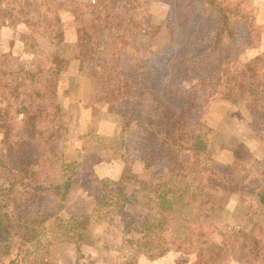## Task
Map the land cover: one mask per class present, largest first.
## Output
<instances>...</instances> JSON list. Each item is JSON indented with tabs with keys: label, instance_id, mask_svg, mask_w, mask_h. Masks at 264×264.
<instances>
[{
	"label": "trees",
	"instance_id": "obj_1",
	"mask_svg": "<svg viewBox=\"0 0 264 264\" xmlns=\"http://www.w3.org/2000/svg\"><path fill=\"white\" fill-rule=\"evenodd\" d=\"M154 1L171 6L169 21L179 32L175 55L163 74L155 66H142L147 56L141 46L148 29L138 17L142 0H108L110 11L96 19L87 46L98 61L100 97L118 105L145 99L155 103L147 120L139 125L136 143L148 165L154 164L163 175L156 210L145 223L142 238L133 242L139 253L150 259L181 250L188 243L202 246L204 226L215 209L206 198L210 180L226 191L254 192L255 211L264 214V186L256 190L210 176L216 175L210 157V130L190 112L198 99L210 101L219 94L257 101L263 97L264 56L241 59L238 37L249 42L257 30L245 0ZM58 34L60 47L64 37L62 32ZM43 55L49 62L40 63L37 70L18 69L31 80L26 93L20 92L26 76L19 74L11 80L7 78L11 70L0 74V128L4 135H11L0 142V260L12 253L15 235L30 240V264H47L42 253L46 245L84 240L83 228L75 222L78 215L65 225H53L61 219L73 178L58 170L55 157L38 153L42 128L27 121L41 119L53 128L60 116L49 83L67 60L58 48ZM17 106L21 107L19 113L11 118L9 111ZM20 113L24 114L22 120L18 119ZM129 199L124 185L103 178L90 218L104 219L108 213L123 212ZM198 257L194 264H218L228 257L241 264H264V237L258 233L243 239L228 237L208 252L201 247ZM130 264H137L136 259Z\"/></svg>",
	"mask_w": 264,
	"mask_h": 264
},
{
	"label": "rangeland",
	"instance_id": "obj_2",
	"mask_svg": "<svg viewBox=\"0 0 264 264\" xmlns=\"http://www.w3.org/2000/svg\"><path fill=\"white\" fill-rule=\"evenodd\" d=\"M142 4L138 17L148 28L141 46L147 56L142 66H155L163 74L175 55L179 37L169 21L172 8L154 0H142ZM245 4L257 26L255 37L249 42L238 37L243 50L241 59L249 60L264 56V0H245ZM109 11L108 0H0V74L11 70L7 77L11 80L19 74L26 76L25 71L19 72L20 67L37 70L40 63L49 62L43 53L49 54L56 48L67 60L61 73L50 77L49 89L60 110L56 125L52 128L41 119L27 121L42 128L37 140L38 153L55 157L58 170L73 178L67 203L60 211L61 219L53 225H65L78 215L75 222L83 228L84 240L44 246L46 263L49 264L48 257L53 264H102V260L107 264H130L135 259L137 264H194L201 247L208 252L228 237L243 239L251 233L264 237V214L255 211V193L226 191L209 179L206 198L215 209L204 226L202 246L188 243L181 250H171L153 259L139 253L133 242L142 238L145 223L156 210L163 176L154 164L148 165L136 145L143 122L138 117L150 115L154 107L149 112L148 103H155L145 99L118 105L98 95V61L87 46L96 19L106 17ZM60 32L64 39L59 47ZM26 78L21 94L26 93L31 81ZM261 96L257 101L224 93L210 101L198 99L190 106L191 114L210 130V157L216 172L210 176L218 182L222 177L256 190L264 186V94ZM12 99L15 103L16 99ZM130 104L137 116L127 107ZM18 108L21 107L11 108V118L18 115ZM23 117L20 113L18 119ZM9 135H4L0 128V142ZM105 171L117 174L108 178L124 185L130 199L123 212L108 213V217L97 220L90 218V214L99 199L102 179L106 178H100V174ZM29 242L24 236H13V251L0 264H7L8 260L12 264H30ZM50 246L47 254L46 248ZM218 264L241 263L228 257Z\"/></svg>",
	"mask_w": 264,
	"mask_h": 264
},
{
	"label": "crops",
	"instance_id": "obj_3",
	"mask_svg": "<svg viewBox=\"0 0 264 264\" xmlns=\"http://www.w3.org/2000/svg\"><path fill=\"white\" fill-rule=\"evenodd\" d=\"M129 103V102H128ZM130 103H132V102H130ZM133 104H130V105H128L127 107H130V108H132V110L134 111V109H133ZM153 104L151 103H148V108H149V112H150V110L151 109H153ZM135 112V111H134ZM135 115L137 116V113L135 112ZM149 113H147L144 117H142V118H140V117H138V119H141V120H143V121H145V119H147L149 116ZM115 175H117L116 173H113V172H104V173H101L100 174V178H103V177H113V178H115L116 176ZM67 203V202H66ZM47 249V254L51 251V249H52V247L50 246L49 248H46ZM45 249V250H46ZM50 249V250H49ZM53 251V250H52ZM46 260H48V262H49V264H53L52 263V259L49 261V259H48V257H46ZM10 261H12V260H8V261H6L5 262V260H4V262L5 263H7V264H12V263H10ZM102 264H107L104 260H102Z\"/></svg>",
	"mask_w": 264,
	"mask_h": 264
}]
</instances>
